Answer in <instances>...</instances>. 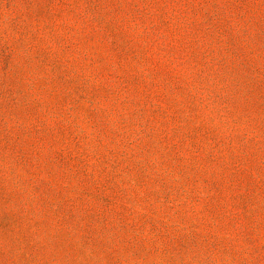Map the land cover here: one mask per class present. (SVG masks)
<instances>
[{
	"label": "rangeland",
	"instance_id": "rangeland-1",
	"mask_svg": "<svg viewBox=\"0 0 264 264\" xmlns=\"http://www.w3.org/2000/svg\"><path fill=\"white\" fill-rule=\"evenodd\" d=\"M0 264H264V0H0Z\"/></svg>",
	"mask_w": 264,
	"mask_h": 264
}]
</instances>
